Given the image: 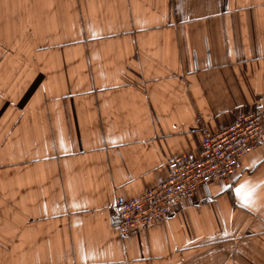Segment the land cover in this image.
Instances as JSON below:
<instances>
[{
    "label": "crops",
    "instance_id": "obj_1",
    "mask_svg": "<svg viewBox=\"0 0 264 264\" xmlns=\"http://www.w3.org/2000/svg\"><path fill=\"white\" fill-rule=\"evenodd\" d=\"M260 107L264 0H0V264H264V144L128 236L115 204Z\"/></svg>",
    "mask_w": 264,
    "mask_h": 264
},
{
    "label": "built area",
    "instance_id": "obj_2",
    "mask_svg": "<svg viewBox=\"0 0 264 264\" xmlns=\"http://www.w3.org/2000/svg\"><path fill=\"white\" fill-rule=\"evenodd\" d=\"M201 133L199 157L179 156L173 160L168 176L148 191L132 199L116 200L123 236L166 219L175 204L193 200L200 188L230 182L242 158L264 144V108L238 115L232 125L217 133L202 125Z\"/></svg>",
    "mask_w": 264,
    "mask_h": 264
},
{
    "label": "snow or ice",
    "instance_id": "obj_3",
    "mask_svg": "<svg viewBox=\"0 0 264 264\" xmlns=\"http://www.w3.org/2000/svg\"><path fill=\"white\" fill-rule=\"evenodd\" d=\"M239 190V189H238Z\"/></svg>",
    "mask_w": 264,
    "mask_h": 264
}]
</instances>
